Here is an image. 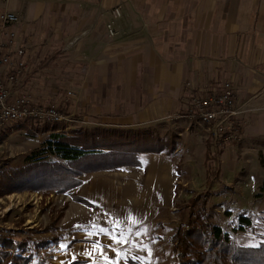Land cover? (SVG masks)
<instances>
[{
	"label": "crops",
	"instance_id": "crops-1",
	"mask_svg": "<svg viewBox=\"0 0 264 264\" xmlns=\"http://www.w3.org/2000/svg\"><path fill=\"white\" fill-rule=\"evenodd\" d=\"M0 10L21 19L13 43L0 35V55L26 50L28 69L16 90L78 116L88 125L83 130L176 126L190 121L192 93L231 81L239 144L245 135L264 136V0H5ZM141 156L149 160L142 185L158 177L166 191L169 156ZM152 159L160 160L156 173ZM76 244L60 264L100 261L101 250L89 255Z\"/></svg>",
	"mask_w": 264,
	"mask_h": 264
},
{
	"label": "rangeland",
	"instance_id": "rangeland-1",
	"mask_svg": "<svg viewBox=\"0 0 264 264\" xmlns=\"http://www.w3.org/2000/svg\"><path fill=\"white\" fill-rule=\"evenodd\" d=\"M71 117L74 122L68 126L28 120L8 123L0 131V233L14 243L0 250H33V264L40 257L60 264L81 242L79 250L94 255L101 250L97 264H176L180 257L174 250L178 241L174 235L187 227L200 231L205 222L219 225L235 245L264 244V136L253 133L240 144H225L216 151L207 130L193 120L144 128L170 139L162 142L169 156L167 172H172L166 191L158 177L142 185L148 173L147 156L140 157L141 167L83 174L79 185L68 191L1 187L3 174L21 169L53 127L71 134L88 126L78 116ZM44 126L50 132L36 129ZM162 143L148 145L157 149ZM151 164L150 172L161 170L159 159ZM241 215L249 216L252 225L237 230ZM121 233L127 242L115 243L113 237ZM3 260L0 264H7Z\"/></svg>",
	"mask_w": 264,
	"mask_h": 264
},
{
	"label": "trees",
	"instance_id": "trees-1",
	"mask_svg": "<svg viewBox=\"0 0 264 264\" xmlns=\"http://www.w3.org/2000/svg\"><path fill=\"white\" fill-rule=\"evenodd\" d=\"M36 129L43 133L50 132L48 126ZM57 130V127L52 128L41 148L26 158L21 169L3 174L5 181L1 187L68 191L77 187L79 177L86 173L141 167V154L163 152L165 144L162 142L170 140L149 130L93 128L73 130L71 134ZM152 141L164 146L150 148L148 143ZM237 223V230H244L252 225V219L241 215ZM201 227L202 230L197 232L187 227L185 232L178 231L177 236L174 235L178 239L175 240L174 250L180 257L176 264H264V244L241 247L235 245L219 225L205 222ZM12 245V238L0 233V246ZM0 251V259L7 264L34 263L33 250H16L15 253ZM35 264L47 263L40 257Z\"/></svg>",
	"mask_w": 264,
	"mask_h": 264
},
{
	"label": "built area",
	"instance_id": "built-area-1",
	"mask_svg": "<svg viewBox=\"0 0 264 264\" xmlns=\"http://www.w3.org/2000/svg\"><path fill=\"white\" fill-rule=\"evenodd\" d=\"M4 1L0 0V3ZM112 16L113 18L120 16L118 7L112 10ZM20 21L18 14L0 10V35H5L9 43L16 40L15 28ZM113 23L112 20L107 24L110 36L115 34ZM25 52V47L19 46L13 51L0 55V131L8 123H21L28 120L51 124L61 123L65 126L73 123V118L61 112L56 106L36 104L29 93L16 90L19 78L28 69ZM239 114L233 84L231 81H224L199 88L192 93L187 116L190 120L204 126L207 130V139L217 151L225 144L240 141Z\"/></svg>",
	"mask_w": 264,
	"mask_h": 264
},
{
	"label": "snow or ice",
	"instance_id": "snow-or-ice-1",
	"mask_svg": "<svg viewBox=\"0 0 264 264\" xmlns=\"http://www.w3.org/2000/svg\"><path fill=\"white\" fill-rule=\"evenodd\" d=\"M130 219H131V217H130ZM118 226H119V225L117 224L116 227H118ZM101 231H105V229H101ZM89 235H91V233H89ZM136 235H140V233L137 232ZM113 241H114L115 243H122V242L126 243V242H127V240H126V238H125V235H124L123 233H121L119 237H113ZM97 246H99V245H97ZM62 247H63V246H62ZM94 250H95V249H94ZM90 254H91V253H89V255H90ZM134 259L139 260L140 258H139V257H134ZM141 264H143L142 261H141Z\"/></svg>",
	"mask_w": 264,
	"mask_h": 264
}]
</instances>
